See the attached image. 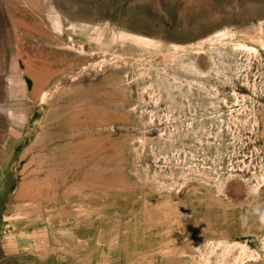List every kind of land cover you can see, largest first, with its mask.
<instances>
[{"label":"rangeland","instance_id":"obj_1","mask_svg":"<svg viewBox=\"0 0 264 264\" xmlns=\"http://www.w3.org/2000/svg\"><path fill=\"white\" fill-rule=\"evenodd\" d=\"M0 264H264V0H0Z\"/></svg>","mask_w":264,"mask_h":264},{"label":"crops","instance_id":"obj_2","mask_svg":"<svg viewBox=\"0 0 264 264\" xmlns=\"http://www.w3.org/2000/svg\"><path fill=\"white\" fill-rule=\"evenodd\" d=\"M86 108L85 105H81L79 109ZM75 138L66 137L63 138L58 146L53 144V140L45 138L36 139L30 146L29 163L35 167L34 171L42 172L48 171H72L73 164L79 162V166H85L86 171L92 172V155L86 151L85 146L81 143H74ZM55 147L61 149V153L51 152L50 149ZM47 167V169H45ZM24 181L20 186V193L28 196L50 195L63 192V194H69L76 190L78 187L74 186L68 178H65L62 186H58L54 181H48L44 185V181L30 180Z\"/></svg>","mask_w":264,"mask_h":264},{"label":"bare ground","instance_id":"obj_3","mask_svg":"<svg viewBox=\"0 0 264 264\" xmlns=\"http://www.w3.org/2000/svg\"><path fill=\"white\" fill-rule=\"evenodd\" d=\"M71 73V72H70ZM83 73V72H82ZM80 74V73H79ZM81 75V74H80ZM77 77L78 76H76V75H72V76H69V78H65V81L64 80H62V81H64L65 82V84H66V86H70V84H72L74 81H76L77 80ZM82 77V76H81ZM29 83H30V85L31 86H33V82H31L30 80H29ZM75 83V82H74ZM58 85H61L59 82H58V84H57V87H58ZM65 86V87H66ZM51 87V86H50ZM55 87V86H54ZM56 87V88H57ZM75 87V86H74ZM49 88V87H48ZM70 88V87H69ZM79 88H80V85H79ZM54 89V88H53ZM73 89H76V87L75 88H73ZM55 90V89H54ZM63 90H64V88H63ZM68 91V90H67ZM75 91V90H74ZM76 93V92H75ZM72 94V93H71ZM50 96H52L51 95V93H50V91H48V90H44V91H42V94H41V102L42 103H46V102H48V101H50L51 99H50ZM71 96H73V95H71ZM75 98H76V96H75ZM72 99H74V98H72ZM77 101H78V99H76ZM81 100V99H80ZM84 100V99H83ZM62 101V100H61ZM69 101V100H68ZM74 101V100H73ZM71 102H72V100H71ZM70 102V103H71ZM71 117V116H70Z\"/></svg>","mask_w":264,"mask_h":264}]
</instances>
